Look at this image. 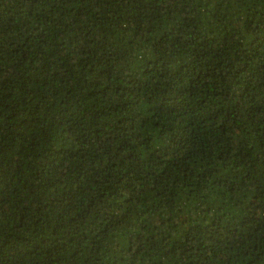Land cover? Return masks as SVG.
Listing matches in <instances>:
<instances>
[{
  "label": "trees",
  "instance_id": "1",
  "mask_svg": "<svg viewBox=\"0 0 264 264\" xmlns=\"http://www.w3.org/2000/svg\"><path fill=\"white\" fill-rule=\"evenodd\" d=\"M0 264H264V0H0Z\"/></svg>",
  "mask_w": 264,
  "mask_h": 264
}]
</instances>
